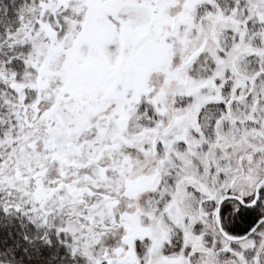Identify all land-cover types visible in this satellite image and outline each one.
<instances>
[{"label":"snow or ice","instance_id":"6c2138e0","mask_svg":"<svg viewBox=\"0 0 264 264\" xmlns=\"http://www.w3.org/2000/svg\"><path fill=\"white\" fill-rule=\"evenodd\" d=\"M0 264H264V0H0Z\"/></svg>","mask_w":264,"mask_h":264}]
</instances>
